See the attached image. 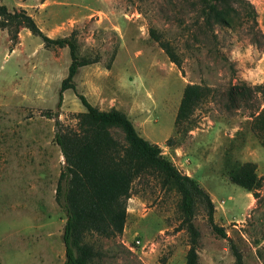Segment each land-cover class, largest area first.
Listing matches in <instances>:
<instances>
[{"label": "rangeland", "instance_id": "1", "mask_svg": "<svg viewBox=\"0 0 264 264\" xmlns=\"http://www.w3.org/2000/svg\"><path fill=\"white\" fill-rule=\"evenodd\" d=\"M250 2V3H249ZM25 9L50 37L77 39L79 53L95 61L82 65L75 89L59 97L70 63L68 46L46 45L21 27L0 26V264H57L65 258L66 212L56 200L64 164L55 141L58 127H76L85 110L77 93L101 109L124 111L137 131L209 193L214 221L197 202L193 221L200 231L201 264H235L231 243L243 264H264V184L259 199L229 176L253 160L264 177V135L251 128L250 114L264 105L253 91L237 107L227 88L245 80L264 83V0L234 1L229 23L206 21L203 0H0ZM170 42L178 66L151 29ZM213 86L195 109L189 129L174 119L186 83ZM114 133L120 136L114 129ZM172 136L175 144L168 145ZM135 162L123 231L112 238L88 233L101 264H185L189 233L179 227L180 195L164 189ZM139 243L134 251L125 242Z\"/></svg>", "mask_w": 264, "mask_h": 264}, {"label": "trees", "instance_id": "2", "mask_svg": "<svg viewBox=\"0 0 264 264\" xmlns=\"http://www.w3.org/2000/svg\"><path fill=\"white\" fill-rule=\"evenodd\" d=\"M203 1L202 15L206 21L224 24L229 23L227 15L233 8V2L238 0ZM0 26L8 30L12 27V39L17 37L21 27H26L46 45L68 46L70 63L67 75L61 80L59 97L63 90L75 89L73 78L79 67L95 61L79 53L74 32L68 36L50 37L23 8L10 10L0 3ZM150 32L171 60L180 66L170 42L160 38L153 28ZM258 35L264 36V33L260 29L255 30L252 38L257 41ZM256 90L264 92V83L249 84L245 80H238L228 86L226 93L230 105L237 107L240 100L246 99ZM213 92V86L208 84H185L174 119L176 131L191 128L195 109ZM77 95L85 107V110L77 113V126H60L55 132V141L64 157L55 196L66 212L62 233L65 258L57 264H101L96 260L100 252L85 237L88 233H97L112 238L123 231L126 200L130 196L135 162L141 163L142 176L150 175L158 180L162 188L179 193V227L185 228L189 233L185 264H201L197 249L200 231L193 221L197 202L204 203L211 228L217 234L226 236L223 226L214 221V203L209 193L193 176L182 172L167 158L157 143L143 137L124 111L113 106L101 109L92 104L84 94ZM250 116L251 128L258 135H264V105ZM114 129L120 136L114 133ZM166 143L174 145V138L169 136ZM229 178L259 199L264 177L258 174L255 161H242ZM231 248L235 264H243L240 250L233 243Z\"/></svg>", "mask_w": 264, "mask_h": 264}, {"label": "built area", "instance_id": "3", "mask_svg": "<svg viewBox=\"0 0 264 264\" xmlns=\"http://www.w3.org/2000/svg\"><path fill=\"white\" fill-rule=\"evenodd\" d=\"M134 241L135 243L125 242L126 246L132 251H134L137 247H139L138 246L139 243H141L142 247H144L147 244V242L144 241L141 242L139 239H135Z\"/></svg>", "mask_w": 264, "mask_h": 264}, {"label": "crops", "instance_id": "4", "mask_svg": "<svg viewBox=\"0 0 264 264\" xmlns=\"http://www.w3.org/2000/svg\"><path fill=\"white\" fill-rule=\"evenodd\" d=\"M23 28V27H22ZM22 28H21V30H22Z\"/></svg>", "mask_w": 264, "mask_h": 264}]
</instances>
